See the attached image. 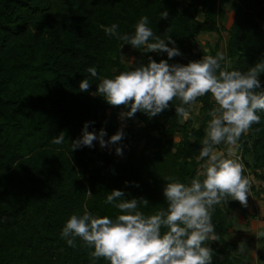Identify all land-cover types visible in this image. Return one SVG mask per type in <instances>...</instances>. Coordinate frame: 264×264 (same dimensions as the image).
Returning <instances> with one entry per match:
<instances>
[{
    "label": "trees",
    "instance_id": "1",
    "mask_svg": "<svg viewBox=\"0 0 264 264\" xmlns=\"http://www.w3.org/2000/svg\"><path fill=\"white\" fill-rule=\"evenodd\" d=\"M227 4L233 17L225 28ZM163 11L167 19L160 17ZM142 16L162 39L171 36L182 53L169 59L165 52L144 53L141 47L144 64L148 56L184 65L215 56L218 41H205L206 51L198 37L221 28L229 70L247 71L264 60V0H0V264H92L88 253L94 249L84 247L80 238L75 248L61 238L71 215L87 210L115 219L121 213L105 203L113 189L125 192V199L146 198L149 205L140 211L153 214L167 208L166 177L188 184L196 176L208 112L215 106L211 93L197 98L196 126L191 110L186 121L176 116L180 101L174 99L155 117L135 113L140 124L123 126L122 140L108 151L94 141L91 148L71 152L85 122H94L89 132L104 129L105 141L121 128L117 117L130 109L91 95L100 79L85 69L95 66L101 78L129 70L121 48L132 46L104 28L118 24L121 35L132 34ZM85 78L90 87L82 92L79 83ZM259 79L264 88V73ZM257 114L261 121L241 135L238 155L244 174L251 170L263 183L250 188V195L259 196L264 192V110ZM61 132L65 141L51 143ZM116 147L122 148L123 158H116ZM223 205L214 206L212 216L219 240L206 241L214 250L212 264H245L226 237L228 211L239 201ZM95 264L110 262L99 258Z\"/></svg>",
    "mask_w": 264,
    "mask_h": 264
},
{
    "label": "clouds",
    "instance_id": "2",
    "mask_svg": "<svg viewBox=\"0 0 264 264\" xmlns=\"http://www.w3.org/2000/svg\"><path fill=\"white\" fill-rule=\"evenodd\" d=\"M160 17L167 19L168 12H161ZM118 28V24H112L104 31L135 49L143 47L144 53L165 52L169 59L182 55L171 36L162 39L148 27L147 16L138 20L132 34L121 35ZM133 60L128 62L129 70L114 78L98 77L95 66L87 67V73L100 79L97 91L91 95L102 96L109 105L129 108L119 114L121 120L133 118L138 111L155 117L176 99L180 101L175 107L176 116L183 122L191 118L190 110L197 98L211 93L215 106L208 112L211 119L196 157L202 163L188 184L170 176L165 178L163 195L167 208L146 215L140 211L141 206L149 205L146 198L125 199V192L113 189L105 203L121 214L115 219L94 216L87 210L82 215L73 214L64 224L61 238L73 248L80 238L84 247L94 249L88 253L92 264L99 258L110 264H212L214 250L206 241L219 240L212 222L214 206L227 205L229 200L248 206L253 178L244 174L238 150L241 135L261 121L257 112L264 110V88L259 79L264 73V60L243 72L229 70L231 64L222 52L204 55L186 65L169 64L163 59L156 62L148 56L147 64L136 66ZM89 87L86 78L79 83L82 92ZM90 123L94 122H85L81 137L71 142V152L82 146L91 148L94 141L102 148L118 144L124 136L121 127L105 141V130L101 129L99 134L89 132ZM64 141V132L51 139V143L58 145ZM221 144L223 149L217 147ZM115 152L123 154L121 147H116ZM162 228L166 229L163 234ZM256 237H264V231H258ZM246 251L245 242H240L236 252Z\"/></svg>",
    "mask_w": 264,
    "mask_h": 264
},
{
    "label": "rangeland",
    "instance_id": "3",
    "mask_svg": "<svg viewBox=\"0 0 264 264\" xmlns=\"http://www.w3.org/2000/svg\"><path fill=\"white\" fill-rule=\"evenodd\" d=\"M226 13L222 20V23L224 27H228L232 21L233 12L229 7V4L226 5ZM201 17V16H200ZM222 37V38H221ZM225 38H226V32L223 28H221L220 33H203L198 37L199 44L204 47L206 51H208V48L205 47L204 42L208 41L211 44H214L216 41H218V47L219 52H223L224 50V44H225ZM195 47V46H194ZM133 58H135L133 60ZM121 60L126 64V66L129 68V60H133V64L138 66L140 63H143V52L138 51L137 49L133 47H123L121 48ZM198 103H195V105L191 108L192 118L195 121L194 126L198 125V120H195L198 115ZM122 112V111H121ZM120 112V113H121ZM119 113V114H120ZM117 122L120 127L128 126L130 122L134 125H139L140 122L137 120L136 116L134 115L133 118H125L124 120L120 119V116L117 117ZM179 138V133L175 134V140L177 141ZM97 145L100 146L99 142H97ZM142 146V143L140 144ZM104 150H109V145L103 148ZM117 159L123 158L122 155H117ZM248 176L253 178L252 185H255V187H263V183L260 182V180L255 177V175L251 174V170H248ZM259 173V171H258ZM250 194V192H249ZM253 193L251 196L248 197V201L252 206H256L257 210L254 208L253 214H250L247 211V208H244L239 204L237 209H235L234 212H232V217L229 216L230 222H231V231L234 230V234L232 237V233L229 236V241L232 240L233 245V254L235 256H238L239 258L243 259L245 264H264V237H260L257 239L256 233L258 231H264V192L261 191L259 196H256ZM259 205V206H258ZM223 207H226L224 204ZM260 210H259V209ZM230 214L231 212L228 211ZM240 232L242 234V237L246 244V248L248 251H246L243 254L237 253L236 250L238 249L239 243L242 242V240L237 239L236 236L237 233ZM240 234V235H241Z\"/></svg>",
    "mask_w": 264,
    "mask_h": 264
},
{
    "label": "crops",
    "instance_id": "4",
    "mask_svg": "<svg viewBox=\"0 0 264 264\" xmlns=\"http://www.w3.org/2000/svg\"><path fill=\"white\" fill-rule=\"evenodd\" d=\"M251 191V190H250ZM255 198H256V196H255ZM240 204V203H239ZM259 206V205H258ZM244 208H247V211L250 213V214H253V209L255 208L256 210H257V207L255 206H252V204H250V202L248 201V206L247 207H244ZM235 209H237V207H235V208H233V209H230L229 211L231 212L230 214H229V216L230 217H232L233 218V216H232V212H234L235 211ZM259 209V208H258ZM260 210V209H259ZM231 223V222H230ZM231 225V224H230ZM232 229H231V226H230V228H229V232H228V234H227V240L229 241V236H231L230 234L232 233V237H235V236H233V234H234V230L233 231H231ZM241 233L240 232H238L237 233V239H240V240H242V241H246V240H244L243 239V237H242V234L240 235ZM230 242H232V240H230Z\"/></svg>",
    "mask_w": 264,
    "mask_h": 264
},
{
    "label": "built area",
    "instance_id": "5",
    "mask_svg": "<svg viewBox=\"0 0 264 264\" xmlns=\"http://www.w3.org/2000/svg\"><path fill=\"white\" fill-rule=\"evenodd\" d=\"M249 196H251V195L249 194ZM249 196H248V197H249Z\"/></svg>",
    "mask_w": 264,
    "mask_h": 264
}]
</instances>
